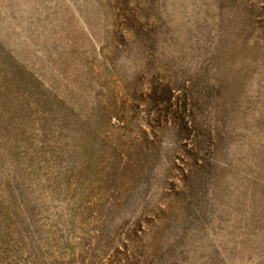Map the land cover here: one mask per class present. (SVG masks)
<instances>
[{
    "label": "rangeland",
    "instance_id": "rangeland-1",
    "mask_svg": "<svg viewBox=\"0 0 264 264\" xmlns=\"http://www.w3.org/2000/svg\"><path fill=\"white\" fill-rule=\"evenodd\" d=\"M0 264H264V0H0Z\"/></svg>",
    "mask_w": 264,
    "mask_h": 264
}]
</instances>
